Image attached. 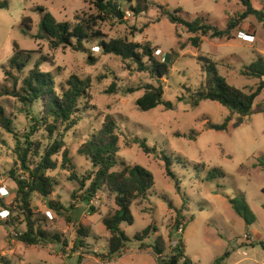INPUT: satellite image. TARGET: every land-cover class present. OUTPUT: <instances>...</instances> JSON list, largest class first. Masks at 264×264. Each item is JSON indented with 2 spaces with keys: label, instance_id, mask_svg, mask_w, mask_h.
I'll return each mask as SVG.
<instances>
[{
  "label": "rangeland",
  "instance_id": "obj_1",
  "mask_svg": "<svg viewBox=\"0 0 264 264\" xmlns=\"http://www.w3.org/2000/svg\"><path fill=\"white\" fill-rule=\"evenodd\" d=\"M7 1L8 8L0 10V88L11 91L16 80L18 89L21 87V72L9 65L15 43L31 56L23 76L39 62L42 71L52 73L59 90L72 76L89 80L91 97L83 103L77 125L64 132L76 166L74 171L79 178L93 171L91 162L79 153V148L111 114L119 126L120 159L149 169L155 184L146 201L132 205L134 224H122L130 237L126 249L109 259L103 257L108 252L110 236L103 218L116 211L114 198L98 192L90 202L82 200L84 190L79 181L73 179L71 168L63 167L62 154L55 155L58 168L50 174L58 184L48 198L34 193L31 207L38 224L58 234L61 241L26 244L19 240L15 230H26L27 226L20 215L18 186L12 172L16 176L25 173L18 159L15 136L0 128V259L5 258L9 264H158L153 246L156 238L163 236L165 256L172 255L181 239L195 264H213L226 252L229 255L223 264H264V113H258L264 89L256 98L255 113L247 117L217 101L192 104V94L206 75L200 56L215 61L219 74L230 84L245 92L256 90L260 79L246 76L243 71L259 54L264 56V24L250 16L233 31L231 38L203 36L197 48L188 41L191 34L184 27L177 29L167 13L178 12L186 19L206 16L213 24L224 27L242 10L239 0H147L148 8L139 14L132 9L136 1L120 2L109 13L99 11L85 0ZM254 5L261 9L264 0H254ZM39 8L51 12L59 22L73 25L88 22L90 34L98 31L99 35L85 41L82 49L76 43L56 46L52 39L41 35L43 12ZM23 21L29 23V29ZM125 37L139 43L149 42L159 59L167 58L170 73L162 81L164 99L173 102L172 109L159 105L143 111L137 99L144 90L126 92L128 87L155 81L147 72H139L131 60L105 53L100 44L102 39ZM184 42L187 45L182 49L180 44ZM113 82L117 89L110 93L108 89ZM4 98L12 114L14 131L20 137L35 126L30 108L17 97ZM208 120L216 124L228 121L229 127L210 129ZM33 133L34 140L45 144L50 141L43 128ZM138 138H146L155 153L146 154L135 143ZM163 154L173 159L177 181L167 175ZM121 167L120 164L118 168ZM210 168L222 169L225 176L209 179ZM240 191L246 193L257 216L251 225L245 223L229 201ZM49 200L61 203L63 209L58 212L50 208ZM177 217L182 222L179 227ZM81 226L87 228L89 235L83 237V245H77ZM147 227L149 234L144 239L137 237Z\"/></svg>",
  "mask_w": 264,
  "mask_h": 264
},
{
  "label": "trees",
  "instance_id": "obj_2",
  "mask_svg": "<svg viewBox=\"0 0 264 264\" xmlns=\"http://www.w3.org/2000/svg\"><path fill=\"white\" fill-rule=\"evenodd\" d=\"M85 1L93 4L99 11L108 13L117 9L120 2L133 3L136 1L137 5L133 6L132 9L138 14L148 8V5L145 4L147 0ZM239 2L242 5V10L232 17L224 27L213 24L206 16L186 19L178 12H168L167 17L176 25L177 29L184 27L191 34L188 41L198 48L202 43L203 36L231 38L233 31L239 28L240 24L250 16H255L259 22L264 24V7L256 8L254 0H239ZM4 8H8V1L0 0V10ZM39 10L43 12L39 26L42 33L40 34L42 37L52 39L56 46H72L76 43L77 48L82 49L85 41H88L92 36L99 35L98 31L94 32L93 35L90 34L88 22H79L75 25L69 22H59L51 12L45 11L43 8H39ZM23 25L26 29L30 28L29 23L23 21ZM100 44L105 53H112L124 60H131L136 64V69L139 72H147L150 78L155 81V83L126 89L129 94L144 90V93L137 99V105L141 110L148 111L159 105H164L168 109L173 108V102L164 99L162 81V78L169 75L170 65L167 58L161 60L155 55V49L149 42L139 43L125 37L102 39ZM180 45L184 49L187 44L184 42ZM14 47V54L10 58L9 65L12 69L21 72L22 82L19 89L17 80L14 83L16 87L11 91L7 88H0V128L15 136L18 159L25 173L23 176H16L15 172H12L18 186L17 202L20 204V215L23 216V222L27 226L26 230L15 229L19 240L29 245L59 243L61 241L58 234H52L38 224L31 207L34 193L48 198L54 192L58 182L55 176L50 174V171L58 168V160L54 159V156L61 153L63 167L71 168L73 179L79 181L81 189L84 190L81 195L82 200L90 202L98 192H106L114 198L117 205L116 211L114 214L103 218L104 225L110 233L108 252L103 257L111 259L121 255L127 247V242L130 241V237L122 228V224H134L135 216L132 205L137 202H144L149 198L150 191L155 184L154 174L142 165H129L120 159L119 126L115 117L108 114L102 127L92 132L91 136L79 148V153L86 156L93 166V171L88 176L79 178L74 171L76 166L67 148L64 132L77 125L81 117L82 105L87 103L91 97L90 81L72 76L67 81L66 86H62L59 90L52 73L42 71L39 62L23 76L31 56L26 50L20 49L17 43L14 44ZM199 59L203 63L202 69L206 75L200 87L192 94V104L198 106L204 100H212L221 103L241 117L253 115L256 98L264 89V56L259 54L253 62L244 67V75L260 79L256 90L250 92H245L230 84L219 74L217 63L211 58L200 56ZM8 74L12 75L11 72ZM116 89L117 84L113 82L108 92L113 93ZM10 95L17 97L20 102L30 108L31 118L35 122V126H31V130L23 133L20 137H17V133L14 131L12 114L8 109V103L5 101L7 98H4ZM258 113H264V100L262 104H259ZM206 124L208 128L216 130H226L229 127L228 121L223 124H216L208 120ZM63 126V132H59ZM37 128H43L48 133L50 141L47 144L33 139V131ZM191 138H195V136L192 135ZM135 143L146 154L156 151L148 144L146 138H138ZM162 157L167 175L177 181V175L173 170V159L168 154H163ZM120 164L122 167L118 168ZM224 176L225 172L219 168H210L207 175L209 179ZM87 182H89L88 186ZM176 185L178 187V182ZM229 201L235 212L244 219L247 225L256 222L257 216L251 208L245 192L240 191L236 196L229 197ZM48 204L50 208L58 212L63 209L62 204L57 201L49 200ZM181 224L180 217H177L176 226L179 227ZM149 231L150 227H147L141 234H137V237L144 239ZM88 233L87 228L81 226L75 243L83 245V237L89 235ZM153 249L158 264H177L183 258H185V264L193 263L187 256L185 244L181 239L172 249V255H163L166 250V239L163 236L156 238ZM228 255L229 252H226L217 258L213 264H223ZM80 259L82 262L83 256H80ZM0 264H9V262L5 258H1Z\"/></svg>",
  "mask_w": 264,
  "mask_h": 264
},
{
  "label": "built area",
  "instance_id": "obj_3",
  "mask_svg": "<svg viewBox=\"0 0 264 264\" xmlns=\"http://www.w3.org/2000/svg\"><path fill=\"white\" fill-rule=\"evenodd\" d=\"M99 48V47H98ZM181 231H182V229H181ZM177 245V244H176ZM175 245V246H176ZM174 246V247H175ZM177 264H185V258H183V259H181ZM192 264H194V263H192Z\"/></svg>",
  "mask_w": 264,
  "mask_h": 264
},
{
  "label": "crops",
  "instance_id": "obj_4",
  "mask_svg": "<svg viewBox=\"0 0 264 264\" xmlns=\"http://www.w3.org/2000/svg\"><path fill=\"white\" fill-rule=\"evenodd\" d=\"M156 256V255H155ZM188 256V255H187ZM189 257V256H188ZM190 258V257H189ZM191 259V258H190ZM192 260V259H191ZM194 263V262H193ZM195 264V263H194Z\"/></svg>",
  "mask_w": 264,
  "mask_h": 264
}]
</instances>
